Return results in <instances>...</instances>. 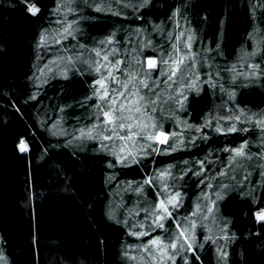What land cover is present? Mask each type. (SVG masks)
I'll use <instances>...</instances> for the list:
<instances>
[{"label": "trees", "instance_id": "16d2710c", "mask_svg": "<svg viewBox=\"0 0 264 264\" xmlns=\"http://www.w3.org/2000/svg\"><path fill=\"white\" fill-rule=\"evenodd\" d=\"M97 62L136 135L102 123ZM262 125L264 0H0V264H264ZM181 229L176 249L147 244Z\"/></svg>", "mask_w": 264, "mask_h": 264}, {"label": "snow or ice", "instance_id": "6c2138e0", "mask_svg": "<svg viewBox=\"0 0 264 264\" xmlns=\"http://www.w3.org/2000/svg\"><path fill=\"white\" fill-rule=\"evenodd\" d=\"M25 3H27V0H25ZM28 11H30L32 13H36V12L39 11V8L35 4H28ZM69 27H70V25H69ZM64 31L68 32V28H65ZM68 34L71 35V32H68ZM189 39H191V37H189ZM97 55H100V53L97 52ZM69 59H71V58L69 57ZM103 59H104V61H108V56L105 55L103 57ZM110 63L111 62H108V63L102 65L99 62H97V66L95 67V71L97 73H101V68L103 67L105 69H108ZM118 63H119V61H117V64ZM164 63L167 64L168 62L165 61ZM181 63H183L182 58L177 57V58L173 59L172 65L169 66V68L167 69V71L169 73V75H168V79L169 80H171L172 76H174L176 74V71L179 70V65ZM148 64H149L150 67H152V66L155 65V61L149 59ZM113 67H115V65H113ZM161 74H164V70H161ZM112 75H113L112 71L108 70L106 75L104 73H101L100 78L96 81V84L100 85V88L96 89L94 94L98 95V97L100 99H103L104 97H108V100L105 101L104 103L109 105V107H107L105 109V108L102 107L101 104H97L96 108L99 110V116H103V117L106 118L104 121H102V123L110 125L111 130H112L111 135L119 136V138L121 140H123L126 137H130L132 135H136V133H134V132H129V133L126 134V136H120L119 132L116 131L117 128H120V129H124L126 127L128 129L132 128L131 124H126L124 121L130 120L133 117L130 116V115L129 116H125L124 113H125V111L132 112L133 109H131V108L126 109L125 108V103L128 102L127 98H125V101H123V102H121L119 104L118 108L112 106V105H116L117 104V99H116L117 96H124V91L119 90V89H113V95L109 97V89L106 88L104 85H105V81L108 80L109 77H112ZM131 79H134V77L130 75L129 76V81ZM127 86H128V82L127 81L122 83V88L123 89H127ZM145 87H147V84H145ZM137 91L138 90L135 88V86H133L132 91L129 93V95L133 97V102H135L136 99H137V97H136ZM139 99L143 100V97H139ZM153 110H155V109H153ZM134 111L140 112L141 111V107L137 106L134 109ZM99 116H98V119H99ZM236 119H239V117H236ZM117 122H119V123H117ZM257 123H260V122L258 121ZM262 126H264V125H262ZM95 127L96 126L93 125V128L88 129V135H89L90 138H93V139H95L96 137L92 136L91 133L95 129ZM153 127H155V125H153ZM229 130L230 131H234L235 130V126L234 125L231 126L229 128ZM83 134H84V130L82 129L81 130V135H83ZM168 135H169L168 133H164V132L161 131L159 133V135L148 134V138L149 139H157V140H160L161 143H166ZM171 135H175V133H172ZM110 138L111 137H105V139H110ZM25 148H26V145L22 141L21 145H20L21 151H24ZM233 151H235L238 155H243L244 154L242 152L241 148H236ZM166 174H167L166 171L160 173L161 177L166 175ZM148 182L151 183V180L149 179ZM163 187L165 189H167L168 185L165 183L163 185ZM179 195L180 194L177 192V193H175V196L169 194L164 199L159 200L158 207L161 208L163 211L162 212H158V213L155 214L156 215V219H153V221H152L153 225H157L160 228L164 227L163 223L157 224V221L158 220H162L164 218V214H167L168 216L172 215L171 211L169 210L168 205L169 204H173V202L175 201V199L177 197H179ZM165 200H167V203H165ZM257 217L259 219H261V220H264V212H258L257 213ZM177 227L179 228L180 225H177ZM182 233H183V229H181V231L179 233L171 234L168 237V243H165L163 240H161L160 236H156V237L150 239L149 241H147V244H150V245H153V246H157L156 251H158V252L166 251V249L169 246L171 248H176L177 247L176 241H178L180 239V236H181ZM135 234L136 235H144V233H135ZM184 238L187 239L186 236ZM159 245H162L163 247H159ZM145 251H148L147 246L145 247Z\"/></svg>", "mask_w": 264, "mask_h": 264}, {"label": "rangeland", "instance_id": "374dc122", "mask_svg": "<svg viewBox=\"0 0 264 264\" xmlns=\"http://www.w3.org/2000/svg\"><path fill=\"white\" fill-rule=\"evenodd\" d=\"M151 60L155 61L153 58H151ZM153 67V66H152ZM65 161H66V156H61L58 158H55L54 160L50 161L44 168L43 170L37 175L36 178H38L40 180V182L44 185L50 186L52 184H54V182L61 177V175H63V173H65ZM35 177H33L34 179ZM32 179V177H31ZM102 199V196L100 194H96V193H92L87 197L86 200V204L88 206H92L96 203H98L100 200ZM102 232L104 231V227L100 226ZM184 231L189 232L188 229H184ZM177 247L182 246L179 241H176ZM176 247V248H177ZM176 248H172V249H176ZM175 258L172 259V264L176 263ZM166 261V260H165ZM157 264H165L162 262L157 261ZM201 264H204V262Z\"/></svg>", "mask_w": 264, "mask_h": 264}]
</instances>
